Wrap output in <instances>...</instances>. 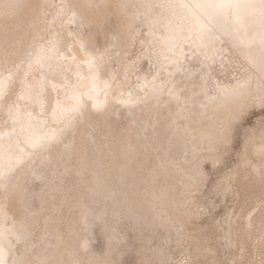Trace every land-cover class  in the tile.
Segmentation results:
<instances>
[{
  "label": "bare ground",
  "instance_id": "bare-ground-1",
  "mask_svg": "<svg viewBox=\"0 0 264 264\" xmlns=\"http://www.w3.org/2000/svg\"><path fill=\"white\" fill-rule=\"evenodd\" d=\"M179 2L0 0L8 264H264V54Z\"/></svg>",
  "mask_w": 264,
  "mask_h": 264
},
{
  "label": "snow or ice",
  "instance_id": "snow-or-ice-1",
  "mask_svg": "<svg viewBox=\"0 0 264 264\" xmlns=\"http://www.w3.org/2000/svg\"><path fill=\"white\" fill-rule=\"evenodd\" d=\"M145 7H153L152 5H145ZM156 7L168 8L172 10V15L176 16V9H189L196 8L204 10L211 17L217 18L219 21L228 24L237 34H238V46L242 48H251L253 44H257L261 50V53L264 54V0H195L192 5L184 3L183 0H180L178 4L166 3L156 5ZM65 7H61L58 15H65ZM195 16V13H192ZM179 19L183 20L186 17L181 14ZM76 22V15L74 12L68 15L67 23L72 24ZM199 23L198 19L196 21ZM171 24L172 21L170 20ZM176 27H179L177 24ZM203 29V25H200ZM172 31V29H170ZM69 36L72 35L71 32L68 33ZM173 40L184 39V37L179 35H173ZM83 49L84 45H80ZM52 51L55 50L54 46ZM70 51V49H69ZM74 58V57H73ZM45 59V50L42 48L39 53H37L32 61L29 62L28 67L31 68L33 63L42 64ZM262 61V70H264V55L261 57ZM89 67L93 66V59L90 58L88 61ZM12 75L9 73L7 76L0 77V98H3L6 89L8 88V83L11 81ZM247 81L241 85V87L246 86ZM107 87V85H105ZM91 90L99 91V87L96 83V78H92ZM24 97L21 96V99ZM75 103L71 108H65L59 99L56 101V106L53 108V115L58 117H66L69 113H75L81 107V100L79 94H76ZM264 102V101H262ZM99 107L100 105H96ZM9 115L12 117L13 122L15 123L19 117V112L13 113L11 108L9 109ZM29 115H31L29 113ZM44 137H35L32 140V146L36 147ZM3 156V146L0 145V157ZM3 173L0 172V176ZM5 251L0 247V264H8V261L5 259ZM15 264H23L21 261L15 262ZM39 264H48V261L41 260Z\"/></svg>",
  "mask_w": 264,
  "mask_h": 264
},
{
  "label": "rangeland",
  "instance_id": "rangeland-1",
  "mask_svg": "<svg viewBox=\"0 0 264 264\" xmlns=\"http://www.w3.org/2000/svg\"><path fill=\"white\" fill-rule=\"evenodd\" d=\"M259 119V114L256 113L255 115H252L251 117L248 118L247 120V124H248V128L254 126L256 120ZM235 161H236V158L233 157L232 160L230 161L229 165L232 167L234 164H235ZM231 205V204H229ZM253 249V248H252ZM255 250L253 249L250 256L251 257V260L255 259Z\"/></svg>",
  "mask_w": 264,
  "mask_h": 264
}]
</instances>
